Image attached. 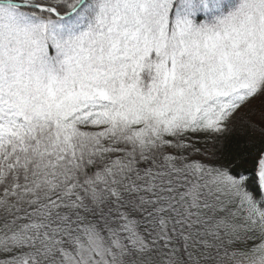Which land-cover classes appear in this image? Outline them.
<instances>
[{"label":"snow or ice","instance_id":"obj_1","mask_svg":"<svg viewBox=\"0 0 264 264\" xmlns=\"http://www.w3.org/2000/svg\"><path fill=\"white\" fill-rule=\"evenodd\" d=\"M0 264H264V0H0Z\"/></svg>","mask_w":264,"mask_h":264}]
</instances>
